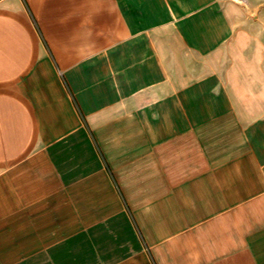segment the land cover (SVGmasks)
I'll use <instances>...</instances> for the list:
<instances>
[{"label": "crops", "instance_id": "crops-1", "mask_svg": "<svg viewBox=\"0 0 264 264\" xmlns=\"http://www.w3.org/2000/svg\"><path fill=\"white\" fill-rule=\"evenodd\" d=\"M0 264H264V0H0Z\"/></svg>", "mask_w": 264, "mask_h": 264}]
</instances>
